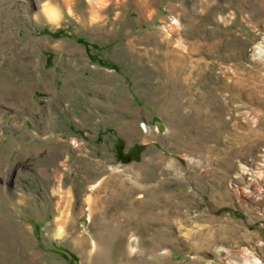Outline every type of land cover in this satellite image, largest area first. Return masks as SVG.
I'll return each instance as SVG.
<instances>
[{"label": "rangeland", "instance_id": "374dc122", "mask_svg": "<svg viewBox=\"0 0 264 264\" xmlns=\"http://www.w3.org/2000/svg\"><path fill=\"white\" fill-rule=\"evenodd\" d=\"M0 264H264V0H0Z\"/></svg>", "mask_w": 264, "mask_h": 264}, {"label": "bare ground", "instance_id": "6f19581e", "mask_svg": "<svg viewBox=\"0 0 264 264\" xmlns=\"http://www.w3.org/2000/svg\"><path fill=\"white\" fill-rule=\"evenodd\" d=\"M50 5H47L48 8H46V10H44L46 17L50 20V21H56L58 19V11L56 9L52 7H49Z\"/></svg>", "mask_w": 264, "mask_h": 264}, {"label": "water", "instance_id": "95a60500", "mask_svg": "<svg viewBox=\"0 0 264 264\" xmlns=\"http://www.w3.org/2000/svg\"><path fill=\"white\" fill-rule=\"evenodd\" d=\"M159 126H160V128H161L162 130H164V126H163V124L159 123Z\"/></svg>", "mask_w": 264, "mask_h": 264}, {"label": "trees", "instance_id": "16d2710c", "mask_svg": "<svg viewBox=\"0 0 264 264\" xmlns=\"http://www.w3.org/2000/svg\"><path fill=\"white\" fill-rule=\"evenodd\" d=\"M120 152H122V150L119 151V155H120Z\"/></svg>", "mask_w": 264, "mask_h": 264}]
</instances>
